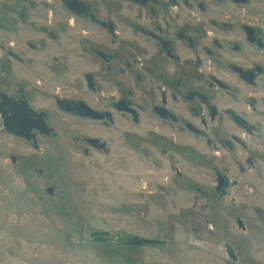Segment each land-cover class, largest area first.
<instances>
[{"label":"rangeland","instance_id":"rangeland-1","mask_svg":"<svg viewBox=\"0 0 264 264\" xmlns=\"http://www.w3.org/2000/svg\"><path fill=\"white\" fill-rule=\"evenodd\" d=\"M13 1L0 0L2 12ZM21 1L40 6L39 0ZM110 1L120 5L92 0L99 7ZM58 4L49 0L47 7ZM257 18L264 34V16ZM9 30L1 31L6 47ZM7 49L0 51L4 63ZM84 62L75 73L80 82L88 69ZM33 72L17 63L3 81L0 71V89L29 86ZM258 81L256 88L241 86L223 95L225 103L247 113L254 130L224 116L223 126L207 134L232 140L233 151L176 128L171 130L176 142L165 153L153 138L155 131L171 133L168 129L122 118L105 127L57 107L45 110L56 136L39 135L35 147L0 113V264H264V70ZM47 100L40 94L35 104ZM90 135L105 140L108 150L85 142ZM215 168L232 181L223 198L216 192ZM138 240L155 242L135 244ZM228 244L237 259L230 257Z\"/></svg>","mask_w":264,"mask_h":264},{"label":"flooded vegetation","instance_id":"flooded-vegetation-1","mask_svg":"<svg viewBox=\"0 0 264 264\" xmlns=\"http://www.w3.org/2000/svg\"><path fill=\"white\" fill-rule=\"evenodd\" d=\"M39 1L40 6H26L14 0L0 9V51L8 48L6 63L0 61L2 80L17 63L36 70L33 84L0 89V113L35 147L39 135L56 136L45 111L50 107L105 127L122 118L157 130L180 128L232 151V140L218 133L207 137L223 126L224 116L236 127L254 130L247 113L225 103L223 95L259 85L264 34L257 17L264 16V0H120L107 7L92 0H50L60 8ZM6 28L12 29L7 47L1 32ZM81 59L88 63L82 82L75 75L81 73ZM40 94L48 100L35 104ZM255 101L249 103L254 110ZM155 132L153 141L162 142L167 153V144L176 142L174 132ZM233 140L240 144L243 138L234 135ZM84 141L108 150L100 137ZM215 171L216 192L223 198L232 181Z\"/></svg>","mask_w":264,"mask_h":264},{"label":"water","instance_id":"water-1","mask_svg":"<svg viewBox=\"0 0 264 264\" xmlns=\"http://www.w3.org/2000/svg\"><path fill=\"white\" fill-rule=\"evenodd\" d=\"M53 191H54V188L51 187L49 189V192L52 193ZM237 222H238V224H239V226L241 228H243V229L246 228L245 223H244V221L241 218H238L237 219ZM227 249H228V253H229L230 257H232L233 259H237L238 258V256L236 255V253H235L234 248L232 247V245L228 244L227 245ZM228 264H232V263L231 262H228Z\"/></svg>","mask_w":264,"mask_h":264},{"label":"trees","instance_id":"trees-1","mask_svg":"<svg viewBox=\"0 0 264 264\" xmlns=\"http://www.w3.org/2000/svg\"><path fill=\"white\" fill-rule=\"evenodd\" d=\"M144 242H145V243H146V242L154 243L155 241H147V240H143V241L141 240V241H139V240H138L137 242H135V244H143Z\"/></svg>","mask_w":264,"mask_h":264}]
</instances>
